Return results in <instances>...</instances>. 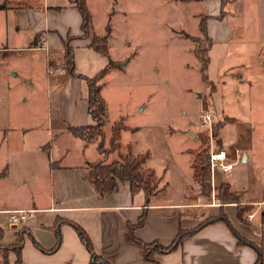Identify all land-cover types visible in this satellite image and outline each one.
I'll return each instance as SVG.
<instances>
[{"label": "crops", "instance_id": "0c3cea01", "mask_svg": "<svg viewBox=\"0 0 264 264\" xmlns=\"http://www.w3.org/2000/svg\"><path fill=\"white\" fill-rule=\"evenodd\" d=\"M203 1L207 15L203 24L210 41L206 50L209 61L206 71L211 64L209 54L213 46L225 45L223 56L228 57L238 51L231 45L245 46L249 42L248 35H253L248 50L252 66L264 65V44L259 46L260 39L255 36L256 33L243 31L239 25L242 10H225L226 5L245 3L246 0ZM234 19L236 23H233ZM80 24L81 15L68 0H0V62L5 57H17L23 61L24 57L42 52L46 86L50 85L55 102V114L50 113L42 121L37 116L39 114L33 113V102L19 98L20 95L33 99L35 84L21 63L16 71H12L13 68L10 70L12 74L8 73L15 79L13 85L9 86L7 78L3 82L0 79L3 92L0 93V100L4 101L9 96L15 101V106L11 105L8 109L0 107L1 243L8 245L14 240L15 233L23 229L25 236L20 264H97L91 262L88 250L71 225L73 223L86 232L94 254L107 263L146 264L142 249L128 239L130 226L145 213L143 225L133 229L134 237L144 243L155 241L166 246L180 230L191 231L203 225L184 238L174 251L158 255L160 264H254L257 258L254 247L238 243V237L260 248L264 264V221L261 218L264 213V188L262 194L252 191L249 195L245 189H233L232 180L225 177L232 174L235 165L242 163L246 167V177L251 179L247 169L253 157L247 141L252 130L250 123L225 144L220 131L233 124L236 118L223 114V120L219 119L223 122L219 129L221 148L225 154L229 153L225 162L232 164V169L227 173L218 170L211 173L213 189L227 182L230 190L237 194L240 204L251 207L243 215L244 221L238 219L235 204L220 206L215 201L201 202L202 197L191 177V153L185 174L181 178L178 176L182 184L189 188L185 189L183 197L179 194V201L160 200L158 195H166L168 182L148 198L141 191L132 193L128 182H120L117 190L109 195L96 194L88 179L89 165L98 160L110 163L113 161L112 154L98 150L103 140L88 143L74 137L67 129L94 122L88 114L85 81L70 75L62 66L64 42L70 36L76 38L68 43L73 48L75 74L94 77L108 65L110 58L108 56V60L89 46L93 34L104 33L93 30L91 22L90 34L83 37ZM235 30L238 39L234 38ZM32 41L36 43L31 45ZM59 49L63 53L60 54ZM240 65L237 62L233 67V61L226 65L222 63L218 70L219 76L225 78L236 91L239 86L250 89L251 84L259 82L253 75V69L245 74L239 71ZM49 69L53 71L48 73ZM207 82L210 83L209 79ZM213 87L214 93H217L218 87ZM26 103L30 105L25 106ZM119 121L122 119L116 122ZM127 126L124 125L125 129L120 131L119 141ZM188 132L193 133L189 129ZM104 134L107 137L105 130ZM192 135L195 136V133ZM17 211H31V216L22 221ZM222 212L228 223L207 222ZM58 237V246L51 253H44L33 244L35 241L37 246L49 250L55 247ZM11 257L14 260V254H10Z\"/></svg>", "mask_w": 264, "mask_h": 264}, {"label": "rangeland", "instance_id": "374dc122", "mask_svg": "<svg viewBox=\"0 0 264 264\" xmlns=\"http://www.w3.org/2000/svg\"><path fill=\"white\" fill-rule=\"evenodd\" d=\"M87 7L92 15L93 30L105 34V28L110 29L107 45L109 58L115 63L100 80V91L106 106V122L101 128L102 136H97L94 143L103 140L101 146L105 152L112 154L113 160H118L128 152L134 156L147 152L148 158L144 167L149 165L157 177L151 187L159 190L168 182L165 186L166 195L160 193L158 196L160 200L175 202L180 200L179 194L183 197L185 189L188 188L178 177L181 178L187 170L190 152L186 151H197L201 139L202 148L208 146L209 152L220 151L215 149L216 141L212 133L201 124V111L207 109L211 114L215 112L213 123L219 119L223 120V114H226L236 120L221 129L223 142L228 144L234 134L250 123L252 130L247 141L250 143V153L253 157L247 168L251 179L246 177V167L242 163L235 165L232 174L225 177L232 180L233 189H245L249 195L252 191L262 194L264 65L252 66L249 59V43L253 35L247 36L249 42L245 46L233 43L231 47L238 48V51L228 57L223 56L225 45L216 44L212 47L209 54L211 64L205 71L210 81L208 83V79L205 81L202 78L200 62L195 57V50L204 56V50H207L210 43L201 31L207 18L203 0H87ZM236 9L243 12L239 17L242 30L255 32V36L260 39L259 46H262L264 0H246L245 3L225 7V10L231 12L237 11ZM232 21L236 23L235 19ZM234 33V38L238 39V32L235 30ZM74 39L76 38L70 36L66 41ZM58 51L61 54L64 50ZM232 61L233 67L237 62L241 64L239 71L245 74L253 69V75L259 82L251 84L250 89L248 86L246 89L245 86H239L236 91L234 86L218 74L222 63L226 65ZM20 63L28 70L35 84L33 99L20 95L19 98L27 102L32 101L33 113L39 114L37 116L45 121L50 113L55 114V102L50 85L46 86L43 53L24 57L23 61L17 57H5L0 62L2 82L7 78L9 86L14 84L15 79L8 73L16 71ZM64 65L65 62L62 63L63 68ZM11 69L13 70L10 71ZM52 71L49 69L48 73ZM222 81H225V84H221ZM213 86L218 87L217 93H214ZM82 87L84 88V84ZM0 93H3L2 89ZM9 95L11 96V93ZM11 105L15 106V101L9 96L4 101L0 100V107L8 109ZM29 105L30 103L25 106ZM119 119L123 122L118 125L124 123L128 126L127 130L121 133V145L115 148L114 142L111 144L108 137L111 135L112 126ZM188 129L195 133V136L189 133ZM104 130L108 133L107 137ZM207 136L209 140L205 139ZM228 155L227 152L226 156L229 157ZM195 184L199 193V185L196 182ZM213 199L202 198L201 202L206 204L214 201ZM11 258L9 254V264H13V257ZM0 263L2 264L1 260Z\"/></svg>", "mask_w": 264, "mask_h": 264}, {"label": "trees", "instance_id": "16d2710c", "mask_svg": "<svg viewBox=\"0 0 264 264\" xmlns=\"http://www.w3.org/2000/svg\"><path fill=\"white\" fill-rule=\"evenodd\" d=\"M69 4L78 10L79 15H81V24L80 30H82L83 37H87L91 32V22H92V15L87 7L86 0H68ZM4 7L3 5H1ZM202 33L204 34L205 38H208L205 35L206 27L204 24L202 25ZM106 32L104 35H96L93 34L92 40L89 46L95 50L96 52L100 53L104 57L108 59V45L107 42L109 40L110 29L105 28ZM69 40V38H68ZM209 41V40H208ZM210 42V41H209ZM36 41H32V44H35ZM69 42H64V61L65 62V69L66 71L77 78H81L85 81L86 85V103L88 106V114L94 122L92 125H86L81 127H68V131L74 136L78 137L85 142L91 143L95 141L97 136H102L101 128L105 124V117H106V106L104 103V99L101 94V82L100 80L103 78L104 74L110 69V67H114L115 63L109 60L108 65L100 70L98 73L94 75V77H87L81 74H75L74 68V61H73V48L72 46L68 45ZM206 52V50H204ZM203 52V53H204ZM195 57L200 62V72H202V78L207 81L206 69L208 66V57L206 54L202 56L200 52L195 50ZM119 122H116L111 128V137L110 143L114 144V147L119 146V139H120V131L125 129L122 123L118 125ZM118 125V126H116ZM223 122L218 121L212 124L211 133L213 138H215V149L219 150L222 147L221 140L219 138V129L222 127ZM198 138L200 136L198 135ZM209 137H205L208 139ZM201 139V138H200ZM209 140V139H208ZM201 143L199 145V149L197 151L189 150L192 154V179L198 183L199 185V193L202 198H207L211 200L214 198V201L217 202L220 206L225 203L235 204L237 208V217L239 220L244 221L243 215L251 210V207L248 205L240 204L238 196L236 193L230 190V185L227 182H222L221 185L215 189L212 188L211 179L210 178V163H209V148L203 147L202 139L200 140ZM208 142V141H207ZM98 150L101 152H105L102 149L100 144ZM109 152V151H106ZM148 158V153L145 152L142 155H132L130 152L125 156H120L118 160H113L111 163H104L103 160H98L95 163H91L89 165L90 170L88 171V179L89 182L92 184L96 194L98 196H105L117 190L118 185L120 182H128L130 185V191L132 193L141 191L144 196L147 198L155 191L151 187L152 182L155 178L154 171L150 168H145L144 163ZM214 194V195H213ZM212 197V198H211ZM145 218V213H143L139 218L138 221L131 225L129 228V235L128 239L131 242H134L140 249L143 251L142 257H144V261L146 264H160L158 260V255H162L165 253H169L174 251L182 242V240L188 236H191L193 233L198 231L203 225H200L196 228H193L191 231H184L180 230L177 235L174 237L172 242L169 245H160L158 242H142L139 239L135 238L133 235V229L143 225ZM261 218L264 221V213L262 212ZM215 221H223L228 223L226 215L222 212L217 217L211 218L207 220V222H215ZM205 222V223H207ZM72 227L76 230L77 235L81 243L86 247L90 254V259L92 263L97 264H109L104 259L96 256L93 252L92 244L89 241V238L79 226L71 223ZM25 231L20 229L18 232L15 233L14 240L9 243L8 245L2 244L1 239L3 237L2 229L0 228V260L2 264H9L8 257L9 254H14L13 264H20L21 263V251L23 248ZM59 242V237L57 242L55 243V247L49 250H45L39 246H37L36 242L33 241V244L41 249L44 253H51L55 251L57 248V244ZM238 243H244L252 248L254 247L257 258L254 264H263V255L261 253L260 248L251 243L244 238L238 237ZM1 264V263H0Z\"/></svg>", "mask_w": 264, "mask_h": 264}, {"label": "built area", "instance_id": "2783aa9c", "mask_svg": "<svg viewBox=\"0 0 264 264\" xmlns=\"http://www.w3.org/2000/svg\"><path fill=\"white\" fill-rule=\"evenodd\" d=\"M213 116L215 113H209L208 110L201 111L200 118L201 124L205 125L208 132H211L212 124H213ZM225 150L220 149V151L210 150L209 152V163H210V172L212 173L214 170L222 171V172H229L232 169V164L225 162L226 160ZM31 211H17V214L20 216V219L26 220L30 217ZM250 217V216H249Z\"/></svg>", "mask_w": 264, "mask_h": 264}]
</instances>
